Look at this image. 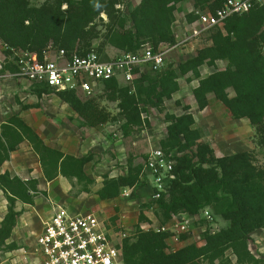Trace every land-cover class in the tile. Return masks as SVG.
Instances as JSON below:
<instances>
[{
  "label": "trees",
  "instance_id": "obj_1",
  "mask_svg": "<svg viewBox=\"0 0 264 264\" xmlns=\"http://www.w3.org/2000/svg\"><path fill=\"white\" fill-rule=\"evenodd\" d=\"M182 1L140 0L125 15L124 0H43L40 4L0 0V42L3 48L33 52L39 58L49 44L67 55L94 50L103 60L109 59L105 46L119 52H134L145 44L158 49L175 43L173 23L177 4ZM224 2L190 0L192 10L185 14L186 22L193 23L197 11L213 12ZM213 28L209 44L178 64L163 67L155 76L150 72L135 74L129 85L115 78L99 83L104 97L117 105L123 136L142 127V114L148 106L162 110L164 101L179 90L178 79L190 74L186 80H197L192 95L199 110L208 105L207 95L212 94L234 119L249 121L257 145L264 147V5L232 15L222 27ZM95 40L100 43L94 45ZM3 53L6 57L8 50L4 48ZM216 61H225V67L217 69ZM204 64L215 70L201 77L199 68ZM7 66L3 65L0 73ZM10 70L16 69L12 66ZM32 85L38 96L51 90L45 85ZM57 96L91 127L116 119L99 107L95 97L82 99L74 90L58 91ZM182 109L180 115L165 114L166 136L159 143L164 153L172 154L174 177L155 204L167 219L177 214L198 216L209 209L212 217L219 216L228 224L216 231L205 229L201 245L190 243L167 251L169 233L142 229L139 224L147 218L139 214L135 233L123 239V264H217L228 251L236 264H264V258L254 256L249 249L250 234L264 229V167L255 163L254 152L249 150L216 156L210 144L202 140V131L192 127L190 106ZM23 141L37 156L46 181L62 175L92 183L83 168L90 155L72 156L46 145L16 115L0 124V166ZM142 169L143 164L128 161L125 175L105 176L96 192L99 199L117 198L123 187L134 192L145 180ZM0 190L6 200V212L0 221V247L11 251L18 248L6 242L19 215L15 202L33 205L34 197L46 192L37 188L36 179L22 180L8 171L0 172ZM188 237L183 234L180 238Z\"/></svg>",
  "mask_w": 264,
  "mask_h": 264
},
{
  "label": "rangeland",
  "instance_id": "obj_2",
  "mask_svg": "<svg viewBox=\"0 0 264 264\" xmlns=\"http://www.w3.org/2000/svg\"><path fill=\"white\" fill-rule=\"evenodd\" d=\"M30 1L34 4H40L43 0ZM187 2L188 0H183L181 4H186ZM131 4H133V1L127 3V0H124L122 9L125 15H128L132 7ZM181 11L183 9L178 10L175 14L173 29L176 37L175 43L159 47L161 50L166 51L164 68L171 64L176 65L180 61L195 55L198 48L210 43L209 36L214 28L205 30L199 36H192L189 40L181 42L184 38L193 34L197 28H200V25L195 21L193 23L186 22L185 14L188 12L181 14ZM98 43H100V40L94 41V45H98ZM105 47L104 50L109 57L116 56L119 53V51L112 47ZM1 53H3V45L0 42V59H2ZM217 65V69H223L226 62L218 61ZM203 69H206L205 73L215 70V68L209 66ZM147 72H150L151 76L156 75V73L151 71ZM190 76V74H187L178 79L180 84L179 91L174 93L171 99L164 101L162 110L148 106L142 114L145 120L144 124L142 127L135 129L129 136H123L120 129L122 118L118 114L117 105L115 102L108 101L104 97L100 84L89 95L78 92L82 95V99H86L88 96L95 97L99 107L105 109L111 116H115L116 118L95 127L86 125L84 120L57 96V92L48 90L38 96L35 93V87L30 83H16L15 85V83L10 82L4 85V87H1L0 83L1 95H4L0 100V104L4 102L2 105L6 109L5 113L16 114L26 123L36 126L39 134L47 144L77 156H91L90 160L85 164V170L91 176L93 180L92 184L79 183L76 179L64 180V184L57 183L56 181L46 184L39 177L40 182L45 185L44 187L50 193L49 200H53L55 203L62 205V207H67V209H81L84 212L96 210V213L102 216H116V219L119 218V221H117L119 225L123 224L124 227L121 226L120 229L127 236H133L137 229L138 216L139 214H143L147 218V221L140 223L139 226L142 229L154 230L161 229L162 227L165 228V231L169 233L166 241L167 251H173L190 243L201 245L203 243L202 233L205 229L216 231L226 227L228 222L219 216H213V219L210 221L204 218L202 214L198 216L185 214V220L188 222L186 230H181L180 224L178 226L175 225L177 222L175 219L172 217L167 219L161 210L155 206V202L151 200L150 193L144 186V183L136 188L134 192L130 193L128 197L119 195L114 200L101 201L96 195V190L100 187L105 176L116 177L125 175L128 161H132L134 165L144 164L148 152L159 147L160 140L166 136V113L180 115L183 113L182 107L188 105L197 118L203 115L204 112H200L197 109L193 99L192 80H186ZM215 103V101H210L209 109L212 111H218ZM225 116V121H228L227 112H225ZM199 122L203 125H213L211 121L203 119ZM231 123L237 125L238 131L235 133H242L241 139L230 140L229 138H232L230 134L232 135L233 133L232 128H224L223 131L230 136L227 139L223 138L226 139L224 142L227 149L214 154L228 155L244 150L253 151L255 163L260 167H264V147L257 145L253 127L247 122H243V120L231 121ZM209 130L212 131L213 127L212 129H207L208 134L211 133ZM15 166L16 169L19 167V165ZM15 166L13 167L14 170ZM180 219H182L181 216L179 217ZM25 233L24 237L29 239L27 244L22 245V247L29 248V250L26 249L28 253L26 251L25 257H23L20 251H5L4 248L0 247V264H40L38 255L36 253L31 255L35 247L34 238L37 232L33 231L30 227ZM183 234H188V239L181 240L180 237ZM249 249L254 256L264 258V229H257L250 234ZM216 263L236 264L234 256L229 251L226 252L224 259Z\"/></svg>",
  "mask_w": 264,
  "mask_h": 264
},
{
  "label": "built area",
  "instance_id": "obj_3",
  "mask_svg": "<svg viewBox=\"0 0 264 264\" xmlns=\"http://www.w3.org/2000/svg\"><path fill=\"white\" fill-rule=\"evenodd\" d=\"M255 5H264V0H225L213 12L197 11L196 23L200 25L192 36H199L213 27H222L232 15L248 12ZM8 54L4 58L15 67L8 76L24 79L31 84L45 85L51 90L91 94L104 80L115 78L127 85L132 83L135 74L151 71L159 72L164 67L166 51L153 49L148 44L134 52H119L107 60L94 50L67 55L63 49L49 44L42 58L35 53L4 47ZM3 48V49H4ZM2 65L0 64V69ZM172 154H166L161 147L150 150L143 164L144 179L151 183L150 198L156 202L166 192L173 179ZM131 188L123 187L120 196L128 197ZM204 218L212 220L210 210L204 209ZM182 219L179 220V217ZM176 226L186 230L184 215L172 216ZM116 222L100 218L94 212L72 213L67 208L56 206L52 214L42 222L36 236L32 254H37L40 264H123L122 244L127 235ZM156 231H165V228ZM24 257L27 250L21 249ZM28 253V251H27Z\"/></svg>",
  "mask_w": 264,
  "mask_h": 264
},
{
  "label": "crops",
  "instance_id": "obj_4",
  "mask_svg": "<svg viewBox=\"0 0 264 264\" xmlns=\"http://www.w3.org/2000/svg\"><path fill=\"white\" fill-rule=\"evenodd\" d=\"M132 1H133V4H131V5L133 7L140 0H127V3H131ZM180 4H177V11L183 9V11L180 12L181 14H184L185 12H189L192 9L190 0H188V2L186 4H184V3L181 4V5ZM176 12H175V14H176ZM174 23H173V29H174ZM1 56H2V59H0V64L2 66L3 65H8L6 67V69L3 72L0 73L1 87H4V85H7L10 82L15 83V85H16V83H29L28 81H26L24 79H18V78H15V77L8 76V73L12 72L10 69L12 68L13 65L7 63V60L4 58V54L3 53H1ZM217 64H218V61H216V65ZM206 66L207 65L204 64V65H202L199 68V72H200V76L201 77H205V76H207L208 74L211 73L209 71H208V73H205L206 69H203V68L206 67ZM191 83H193L192 89L195 86H197V80L196 79H193L191 81ZM179 87H180V84H179ZM177 92H175V93H177ZM228 93H229L230 96H233L232 89L229 88L228 89ZM2 97H4V95H1V91H0V100H1ZM207 99H208V105L203 110H199L197 108L200 112H202V111L204 112L202 116H199L197 118L192 113V111H191L192 109H190V112H191V114L193 115V118H194V124H193L192 127L193 128H199L202 131V133H203L202 140L208 142L210 144L211 148L213 149L214 153L216 154L217 152H222L225 149H227V146L225 145L224 140H226L230 136H232V138H229L230 140H236V139L239 140V139H241V134L242 133L241 134L240 133H238V134L235 133L236 131H238V127L234 123L232 124L231 121L232 122H234V121L236 122V121H242L243 120V122H247L248 124H249V121L246 118L233 119L231 117L230 112L227 110V108L219 100H217L212 94H208L207 95ZM210 101H215L216 102L215 106L218 109V111H212L211 109H209L210 108L209 107L210 106ZM194 102H195V100H194ZM2 104H4V102H2ZM2 104H0V124L4 123L9 117H11L13 115H16V114L5 113L6 109H5V107ZM207 109H209V110H207ZM205 110H207V111H205ZM225 112H227V114H228V117H227L228 121H225V119H226ZM224 117H225V119H224ZM202 119L205 120V121H211L213 123V125H209V124H204L203 125L201 122H199ZM27 124L39 135V137L42 139V141L46 145H48V146H50L52 148H55V149L63 152L64 154L77 156V155H75L73 153L64 152L61 149H58V148H56L54 146H51L50 144H47L46 141H44V139L39 134L38 128L36 126H33V125L29 124V123H27ZM212 127H213V130L212 131L209 130L211 133L208 134L207 133V129H212ZM227 127H231L232 128L233 133H232V135L230 134V136L225 131H223V129L227 128ZM250 130H251V127H250ZM248 131H249V129H248ZM212 133H214V134H212ZM217 136H219V137L217 138ZM223 138H226V139H223ZM223 155L224 154H218L216 156H223ZM15 165H19V167H17V169H16ZM14 166H15V170L13 169ZM83 168H84V172H85L86 176L89 179H91V176L88 175V173L85 170V165H84ZM4 171H8L11 176H18L22 180L36 179L37 180V188L40 191L46 192V195L37 194L34 197L33 205L24 204V203H22L20 201H16L15 202V210L19 212V215L16 218V223H15V226H14V228L12 230V233H11L10 237L7 239L6 242L7 243H10V242L11 243H15L18 248L14 249V250H11V251L12 252H15V251L19 252L20 251L21 254L23 255L21 249H25V250L28 249L29 250V248L22 247V245L23 244H27L28 240H29V239L24 237V234H26L25 232H27L29 230V228L31 227V229H33V231L37 232L36 233V236H37L38 233L41 230L42 222L45 219H47L52 214L53 208H55L56 206H62L60 204L55 203L53 200L52 201L49 200L50 199V193H49L48 189L46 187H44L45 185L40 182V178L39 177H41L42 180H44V182L46 184L47 183L48 184L49 183H53L55 181L57 183L64 184V182H65L64 180H67L68 178H66V177H64L62 175H58L52 181H46L44 179V177H43L42 170H41L40 164L38 162V158L35 155V153L32 151V149H31V147H30V145H29V143L27 141L21 142L15 148V150L10 152L9 159L4 161L2 163V165L0 166V172H4ZM25 173H26V175H24ZM71 179H76V178H70V180ZM82 182H84V181H82ZM92 183H93V180H92ZM143 183H144V186L147 188L148 192L151 193L150 180L148 178H146ZM86 185H89V184H86ZM101 185H102V182H101ZM101 185H100V187H101ZM89 188H90V186H89ZM97 190H96V192H97ZM96 195H97V193H96ZM149 196H150V194H149ZM97 197H98V195H97ZM114 199H116V198H114ZM114 199H110V200H114ZM101 201H106V200H101ZM155 206H156V204H155ZM68 210H69V212H72V213L84 212V210H81V209L73 210V209H69L68 208ZM5 212H6V200H5L4 196H3L2 191L0 190V221L2 220ZM92 212L96 213V210H92ZM96 214L100 218L107 219L108 221H111V222H115L116 223L117 221H119V218H117V219H115L113 221L112 216H109V215L108 216H102L99 213H96ZM182 215L186 216L185 214H182ZM121 226L123 227V224H121ZM35 239H36V237L34 238V243H35ZM23 257H24V255H23Z\"/></svg>",
  "mask_w": 264,
  "mask_h": 264
}]
</instances>
